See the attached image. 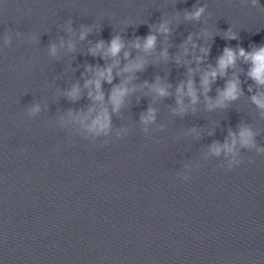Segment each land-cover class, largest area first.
Wrapping results in <instances>:
<instances>
[{"label":"water","instance_id":"obj_1","mask_svg":"<svg viewBox=\"0 0 264 264\" xmlns=\"http://www.w3.org/2000/svg\"><path fill=\"white\" fill-rule=\"evenodd\" d=\"M259 46L264 0H0V264H264Z\"/></svg>","mask_w":264,"mask_h":264},{"label":"clouds","instance_id":"obj_2","mask_svg":"<svg viewBox=\"0 0 264 264\" xmlns=\"http://www.w3.org/2000/svg\"><path fill=\"white\" fill-rule=\"evenodd\" d=\"M258 3H259V0H253L254 5H257ZM203 12H204V8L200 7V8H197L195 10V12L192 13L191 15L194 18L199 19ZM164 30H166V29H164ZM233 38H234V36H233ZM154 43H155V37L149 36L147 39L145 47L150 48V47L154 46ZM121 47L122 46L119 43V40L114 39L111 43V48H110L111 54L112 55L118 54ZM54 51H55V48L53 47V52ZM238 56L243 57L245 62L251 63V67H250L248 75L257 84L264 85V46L256 47L251 52H245V50L243 48H240L238 50V53H237V51H234L231 48H225L223 55H221L219 60H218L219 75L220 76L225 75V71L229 66H235ZM110 72H111V70L109 69L108 75H107V80L109 83H111V80H112ZM98 75L100 77H104L105 73L100 72ZM217 75H218V72L216 70H213L212 72H210L208 75L205 76L203 83L206 86V91L210 90L207 88V85L209 84V76L214 80L217 77ZM237 84H238V81H230L229 83H227L225 88L221 92V98L216 103L222 105L224 100L236 99L238 96ZM99 86H100V83H99V80H97V87L99 88ZM157 91L161 96L166 95V92L163 88L157 89ZM123 95H124V91L117 89L112 95V100L115 103L119 104L120 97ZM188 95H190L192 97L193 102L196 101V94H195V91L193 89V85H192L191 81H189V83H188ZM253 101L259 107L264 108V98H257L254 96ZM148 118H150V117H148ZM107 126H108V120H107V117L105 116L104 119H97L94 122L93 128L103 130V129H106ZM230 135L232 136L231 144H227V143L224 144L223 149L226 150L228 153H231L234 157L235 153H234L233 149L237 143V137L235 134L230 133ZM239 137H240V142L242 145H244L246 147L253 146V144H254L253 133L249 129L241 128V130L239 132ZM212 150L217 155H219L221 152V147L214 145ZM232 163L235 164L238 162L235 159H233Z\"/></svg>","mask_w":264,"mask_h":264}]
</instances>
